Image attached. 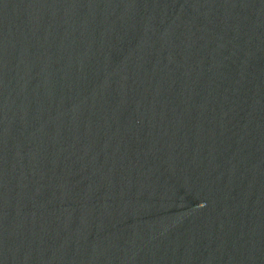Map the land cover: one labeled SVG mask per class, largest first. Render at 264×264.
<instances>
[{"label": "water", "instance_id": "1", "mask_svg": "<svg viewBox=\"0 0 264 264\" xmlns=\"http://www.w3.org/2000/svg\"><path fill=\"white\" fill-rule=\"evenodd\" d=\"M0 264H264V0H0Z\"/></svg>", "mask_w": 264, "mask_h": 264}]
</instances>
